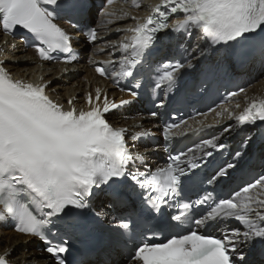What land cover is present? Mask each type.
<instances>
[{
	"label": "snow or ice",
	"instance_id": "1",
	"mask_svg": "<svg viewBox=\"0 0 264 264\" xmlns=\"http://www.w3.org/2000/svg\"><path fill=\"white\" fill-rule=\"evenodd\" d=\"M105 2L111 6L114 0ZM89 9V0H0V30L6 35L23 30V39L31 41L42 60L62 56V63L71 64L77 59L73 36L57 20L83 18ZM179 13L183 18L169 23ZM104 15L116 13L106 9ZM123 17L135 23L121 29L123 39L112 45L121 53L119 59L103 62L113 70L97 66L95 71L114 82L128 80L135 89L146 86L142 72L161 40H178L181 55L156 66L150 77L153 91L164 90L165 97L195 62L203 65L204 87L226 70L225 61L240 65L258 58L264 63V0H160L143 19L126 11ZM194 32L197 42L189 47ZM86 35L89 42L99 38L96 28ZM212 56L218 58L216 64L204 63ZM50 83L42 77L38 83L15 78L0 60V221L11 220L17 233L43 241L54 264H111L93 259L97 249L90 246L82 247L71 262L67 258L70 239L100 240L110 233L125 244L123 264H244L242 247L264 244V174L227 196L218 194V188L229 186L253 140L247 129L261 122L264 138V97H250L240 88L228 96H244L246 107L239 113L220 106V111L212 110L213 124L205 123V113H200L204 119L193 117L194 124L165 123L161 136L167 145L225 119L234 121L209 138L169 151L164 165L153 168L146 153L159 151V146L132 151L137 140L153 133L143 130L129 139L128 128L114 127L106 118L132 101L117 103L97 87L94 94L87 93L85 110L77 107L76 97L64 103L53 99ZM127 92L139 95L133 88ZM236 131H244V139L231 159H224L226 137ZM101 195L111 199L97 211L94 201ZM117 207L125 214L114 215ZM231 221L240 227H231ZM11 256L5 249L0 264H11Z\"/></svg>",
	"mask_w": 264,
	"mask_h": 264
},
{
	"label": "bare ground",
	"instance_id": "2",
	"mask_svg": "<svg viewBox=\"0 0 264 264\" xmlns=\"http://www.w3.org/2000/svg\"><path fill=\"white\" fill-rule=\"evenodd\" d=\"M158 0H118L114 5L106 7L102 14L94 16L95 22L102 31V35L99 37L96 44L93 46L86 45L83 51V55H87L86 59H90L89 63L84 67L87 72L82 74L81 71L72 70L73 66H63V67H43L40 68L36 63L24 60L26 51L20 47L15 41H10L5 43L0 38V60L6 61V66L13 74L19 73L20 77H28L33 80L40 81L41 77L44 81H51L48 91L51 96L60 101L61 103L66 102L67 99L71 97H77V107L80 108V103L85 104V95L88 92H93L100 85V81L93 74H90V66L93 65L98 59L107 57L109 60H118L121 53L116 51L112 47L113 44H118L125 33L120 31L129 25H134V21L129 18L123 17V12H131L132 15L139 17L141 13L150 10L151 5ZM139 3L140 7L136 8L133 5ZM109 12L116 13V16H105V10ZM119 16L120 19L116 17ZM107 20H111V23H106ZM104 53L103 56L94 57L95 53ZM90 53V54H89ZM86 62V61H85ZM119 67L118 64H116ZM264 65L253 66L247 72V77L249 78L250 84L246 85L244 88L248 96H260L264 97ZM75 69V68H74ZM253 69V71H251ZM239 103L240 108H235V105ZM226 106L232 108L233 111L239 113L243 111L246 107V102L244 96L240 95L238 97L232 98L226 103ZM218 112V111H216ZM215 122V112L214 115L210 117ZM231 119H225L224 124H233ZM113 122L116 127H126L128 128L129 139L132 134L143 131L150 130L154 135H157L156 123H151L144 120V117L139 113L129 111L125 115L113 118ZM155 148L153 146L147 145L144 142L137 140L135 147L133 148L135 153H145V149ZM148 162L150 165H157L160 163V152L159 151H148L146 153ZM7 230L2 229V234H5L4 239H0V247H6L12 243H16L20 240L11 233L5 232ZM46 259L45 255L38 252L35 249H19L17 254L14 256V261H19L20 263L24 261V264H34L35 261Z\"/></svg>",
	"mask_w": 264,
	"mask_h": 264
},
{
	"label": "rangeland",
	"instance_id": "3",
	"mask_svg": "<svg viewBox=\"0 0 264 264\" xmlns=\"http://www.w3.org/2000/svg\"><path fill=\"white\" fill-rule=\"evenodd\" d=\"M82 74H83V72H82Z\"/></svg>",
	"mask_w": 264,
	"mask_h": 264
}]
</instances>
